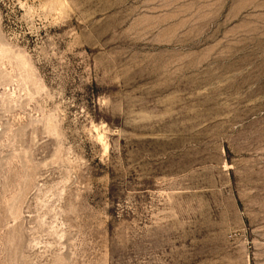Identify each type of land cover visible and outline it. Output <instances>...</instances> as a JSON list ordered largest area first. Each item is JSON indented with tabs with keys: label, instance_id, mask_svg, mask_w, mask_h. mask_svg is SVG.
I'll list each match as a JSON object with an SVG mask.
<instances>
[{
	"label": "rangeland",
	"instance_id": "374dc122",
	"mask_svg": "<svg viewBox=\"0 0 264 264\" xmlns=\"http://www.w3.org/2000/svg\"><path fill=\"white\" fill-rule=\"evenodd\" d=\"M0 264H264V0H0Z\"/></svg>",
	"mask_w": 264,
	"mask_h": 264
}]
</instances>
